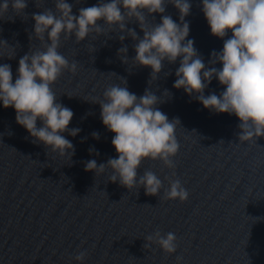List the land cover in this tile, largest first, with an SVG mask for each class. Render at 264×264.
<instances>
[{
	"label": "clouds",
	"instance_id": "obj_1",
	"mask_svg": "<svg viewBox=\"0 0 264 264\" xmlns=\"http://www.w3.org/2000/svg\"><path fill=\"white\" fill-rule=\"evenodd\" d=\"M10 4L16 15H24L27 0H4L0 4V18L8 13ZM167 4L178 10L179 23L165 14ZM54 5V10L32 14L35 21L33 35L43 50L32 51L30 47L19 59L14 82L11 65H0V102L5 109L14 108L17 124L27 130L34 143H43L51 153L68 160L74 155L73 144L62 133L67 131L75 137L81 129L68 128L74 113L56 102L53 85L65 70L75 74L78 63H70L59 52L61 39L68 40L74 35L76 43H80L90 35L98 37L111 32H126L137 41L133 63L152 69L149 84L157 79L165 60L174 64L180 58L174 88H182L189 96L195 94L204 108L215 113L235 115L240 121V143H256L258 138L264 137V0H202V12L211 34L224 41L221 51L211 52V67H206L194 47V40L187 39L190 25L185 17L190 15L192 7L189 0H99L95 5L80 8L78 15L72 13V5L66 0H55ZM152 14H161V21L148 27L146 20ZM132 21L138 22L142 38L135 29L126 27ZM229 32L230 38L224 39ZM118 38L123 42L125 35ZM0 45L5 49L13 48L3 40ZM127 51V46L118 49L123 63L128 62ZM5 56L8 59L15 57L0 52V57ZM218 63L222 67H215ZM213 78L224 90L219 95L213 92L205 96V89ZM126 83L121 78V84ZM121 84L108 86L103 99L88 100L100 105L102 123L114 133L111 143L118 158H109L99 165L95 159L88 160L85 171H94L97 177L110 171L108 180L119 181L120 186L129 191L143 187L145 195L158 196L163 189V199L185 202L189 193L179 179L165 176L169 186L164 189L163 181L153 171L145 170L138 176V169L146 160L161 161L165 168L173 170V177L176 175L173 158L180 148L175 134L179 119L169 121L157 107L163 101L152 91L146 89L138 97ZM163 95L170 94L165 90ZM38 120L42 124L40 127H37ZM91 135L94 139L100 138L98 132ZM89 152L99 155L94 148ZM144 239L145 249L157 245L170 255L177 251V237L172 232L162 235L157 230ZM86 255V251H80L74 259L82 262ZM180 260L182 257L178 256V264Z\"/></svg>",
	"mask_w": 264,
	"mask_h": 264
}]
</instances>
